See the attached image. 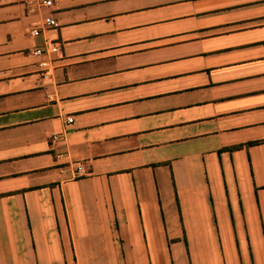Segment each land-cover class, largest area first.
Segmentation results:
<instances>
[{
    "label": "crops",
    "instance_id": "1",
    "mask_svg": "<svg viewBox=\"0 0 264 264\" xmlns=\"http://www.w3.org/2000/svg\"><path fill=\"white\" fill-rule=\"evenodd\" d=\"M28 10L0 0V264H264V0Z\"/></svg>",
    "mask_w": 264,
    "mask_h": 264
},
{
    "label": "built area",
    "instance_id": "2",
    "mask_svg": "<svg viewBox=\"0 0 264 264\" xmlns=\"http://www.w3.org/2000/svg\"><path fill=\"white\" fill-rule=\"evenodd\" d=\"M25 3L27 5V7L29 8V12H31L33 10V7L36 9H50L52 8L53 5V0H25ZM56 22L53 18L49 17V18H45L40 26V29L42 30H47V29H53L56 27ZM40 31L38 29H34L31 31V36L32 37H38ZM58 53V48L57 46H46L43 49H37L34 52H32V56L35 57H40L43 54H50V55H54ZM42 68H46L47 64L46 63H42L40 65ZM72 120L69 119L68 123H71ZM80 170V169H78Z\"/></svg>",
    "mask_w": 264,
    "mask_h": 264
}]
</instances>
